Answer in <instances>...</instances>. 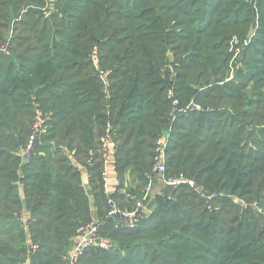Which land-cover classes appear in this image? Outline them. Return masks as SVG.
<instances>
[{"label": "trees", "instance_id": "1", "mask_svg": "<svg viewBox=\"0 0 264 264\" xmlns=\"http://www.w3.org/2000/svg\"><path fill=\"white\" fill-rule=\"evenodd\" d=\"M201 1L55 0L52 19L38 14L14 23L17 35L27 25L35 33L25 46L20 42L29 36L18 41L16 35L8 55L0 54V264H63L76 230L91 221L90 197L98 235L118 240L124 256L120 249L89 248L79 262L88 256L85 264H264V214L253 208L257 203L264 209V112L244 110L250 107L246 82L259 77L264 83V29L244 53L239 82L219 85L215 79L221 67L224 76L228 54L212 41L246 29L226 25V0H205L214 9L197 7ZM173 25L179 30L169 29ZM0 40V47L7 43ZM169 45L179 64L173 65L178 106L223 103L232 114L204 107L180 113L171 125L166 175L192 179L204 194L215 195L211 202L221 210L209 211L201 195L181 185L166 188L135 227H115L106 215L102 137L113 128L118 185L112 197L131 208L134 198L121 193L120 182L129 173L141 183L136 189L144 190L155 141L174 108L158 52ZM209 79L195 94L191 86ZM33 102L48 118L25 157L36 118ZM47 142L56 148L40 147ZM23 209L27 221L20 218Z\"/></svg>", "mask_w": 264, "mask_h": 264}, {"label": "rangeland", "instance_id": "2", "mask_svg": "<svg viewBox=\"0 0 264 264\" xmlns=\"http://www.w3.org/2000/svg\"><path fill=\"white\" fill-rule=\"evenodd\" d=\"M30 2V4L25 5V3ZM227 2V7H222L224 12L221 14H224L227 18L226 20V25L231 24L233 22H236L239 24L240 28H244L245 33L243 35H237V34H230L228 37H224L223 35H219L217 39H215L214 44L221 45V50L223 52H227V64L224 66L225 72L223 76V71L222 67L220 69L221 73L216 77L215 81L217 84L222 85L224 83H231V82H239L237 81L239 79V72H245V66H244V53L247 51V49L250 47L252 44L253 40L257 37L259 29L262 28L264 29V0H226ZM54 4L55 0H0V16H4L3 19H0V39L2 40H7V43L3 46L0 47V54L3 53L5 55H8L7 51V45L11 38H15L17 33L14 31V23L18 22L21 20V18H29V17H34L39 14L40 18L43 19H52L54 12ZM203 4L207 5V8L214 9L213 6L208 5L205 0H202L197 7L201 8ZM210 18V19H209ZM213 18V14L207 18V20H210ZM26 19V20H27ZM29 22L31 19H28ZM41 22H43L42 19H40ZM206 20V19H205ZM220 24L223 22V20L219 21ZM153 23H143L142 25L144 27L151 26ZM156 24L160 25V22H156ZM238 26V25H237ZM226 27V26H225ZM27 31L26 32H18V37L16 40L19 41L21 37H26L29 36L28 40H24L20 42V45L25 46L29 43L32 42L34 38V28H30L29 25H27ZM227 28V27H226ZM169 29H178L176 25H173L172 27H169ZM168 29V30H169ZM179 30V29H178ZM223 30V29H222ZM223 32V31H221ZM227 34L231 33V31L226 30L225 31ZM21 36V37H20ZM231 36V37H230ZM152 38L157 39L158 36L156 33H153ZM36 38V37H35ZM0 44H2L0 40ZM178 42L172 43V46H177ZM158 52L161 53L160 56V63H161V75L162 78L165 80L166 83H168V91H167V98L172 99V104L174 105L173 110L170 112V115L168 116L167 122L168 125L166 127V131H164L162 134H160L154 144L153 148V164H154V156L156 154V147H157V142L160 138H162L166 142V148L165 152L167 151L168 145H169V139L171 135V125L173 124L174 120L180 113H185L188 110H195V111H201L202 107L210 109L212 108L213 110L217 111L218 113H224L221 116L227 114L230 115L232 114V111L226 109L227 107L221 103L218 108H214L215 106L208 104L207 102L202 103V107L198 104H196L194 101H190L186 106L180 107L178 106L179 103L177 100H173L174 93H173V86L177 82V72L174 70L173 65H179L177 62H175V56L176 52L171 51V45L163 47V51L158 49ZM96 51L94 50L91 58L94 61V65L97 66V58L95 56ZM102 74V78L105 80L106 86L108 85L107 81V76L103 72L102 69L99 68L97 70ZM259 77H255V79H250L246 82V89L244 92V96L246 97L245 102H249L250 107L245 106L244 110L247 112H250L251 110H256L258 112H264V86L262 85L259 87V85L263 82H260ZM214 80V79H213ZM212 82V80L209 79V81H204L203 83L198 82L196 85H192L191 87L194 88L195 94L200 93L204 91L203 89L206 88V86ZM207 83V84H206ZM264 84V83H263ZM262 87V88H261ZM202 90V91H201ZM235 104V103H234ZM252 104H255L257 107L252 106ZM34 106V111L36 114L40 116V114L43 116L45 121L47 120L48 116H44L40 106L37 104V102H33ZM256 108V109H255ZM204 111V110H203ZM36 119V118H35ZM170 125V127H169ZM44 126V133H45V122L43 124ZM249 129L252 128L251 125L248 126ZM247 128V130H249ZM252 129L258 130V127H253ZM112 130V132H111ZM43 133V134H44ZM109 133L114 135V130L111 128L109 130ZM245 138V134L241 139V144L243 143V140ZM112 145L114 147V141L112 140ZM49 146L51 150H54L56 147L53 142H47V143H42L40 147H47ZM252 150H255L252 149ZM69 157L71 156V153L67 154ZM164 162L166 163V154H165V160ZM153 167V165H152ZM167 168H165V173L163 176H155L152 175V171L150 174H148L147 178V185L144 187V190L138 191L136 188L141 185L140 182L133 181L132 177L130 176L129 173L125 174L123 180L120 182L122 191L121 193H124L125 195H130L129 198L133 199L134 198V203L136 200L143 201L145 204L146 209H150L155 207V199L158 196L161 195H166V188L164 185L165 180H178L179 176L181 173H179L176 176H167L166 175ZM83 175L85 176L84 178L86 179V174L84 173L83 169ZM186 177V176H185ZM151 179V185L149 187ZM180 185H177L173 187V189L178 188ZM89 189V188H88ZM87 189V191H88ZM195 192L199 195H201L207 203V209L209 211L213 212H219L221 210L220 205L215 204L214 202L212 203V199L215 195L208 193L204 194L203 189L201 186H197L195 183V187L193 188ZM154 192V193H153ZM139 193V194H138ZM153 193V195H152ZM147 194V196H145ZM211 195H213L211 198H209ZM140 196V197H139ZM139 197V198H136ZM168 198V196H167ZM91 201V199H90ZM232 202L234 204H240L244 208L247 206L245 202L238 200L237 198H232ZM128 206V205H126ZM127 208V207H126ZM254 211L257 214H264V209L259 207L257 203L253 207ZM152 209V210H153ZM22 212L25 213L23 210ZM152 211H150L151 214ZM25 216V215H24ZM27 216V215H26ZM29 216V215H28ZM26 220V219H25ZM27 221V220H26ZM110 248L104 249L108 251H115L120 249L121 256H124V248L121 246L118 240L115 238H112V240L107 239ZM72 245V242H71ZM71 249V246L69 250ZM103 249V248H101ZM123 250V251H121ZM69 252V251H68ZM176 254V253H174ZM88 256L83 258L78 264H85V261L88 260L86 259ZM63 264H67V256L65 255V258L63 260Z\"/></svg>", "mask_w": 264, "mask_h": 264}, {"label": "built area", "instance_id": "3", "mask_svg": "<svg viewBox=\"0 0 264 264\" xmlns=\"http://www.w3.org/2000/svg\"><path fill=\"white\" fill-rule=\"evenodd\" d=\"M45 119L40 114H36L35 123L33 126V132L30 136L29 143L22 150L23 156H29L36 144V137L44 133ZM111 127H108L106 134L102 137V142L104 145L105 159L108 158L110 152V145H112V137L109 133ZM165 148L166 142L160 138L157 142L156 154L154 156V164L151 169L152 175L163 176L165 173L166 163L165 160ZM187 185L191 188L195 187V182L192 179L185 177L181 174L178 180H165L164 185L167 188H173L177 185ZM151 185V179L149 187ZM104 191L107 189L106 178H104L103 184ZM147 196V194L145 195ZM211 195L209 198H211ZM107 218H110L115 227H126L133 228L140 223L141 220L145 219L150 215V210L146 209L143 201L136 200L131 208H121L118 206L116 201L113 199L112 194L107 196ZM99 230V220L96 217H92L91 221L85 226L78 228L72 237V246L67 254V264H78L79 258L83 253L89 248H110V244L107 239L102 238L98 235Z\"/></svg>", "mask_w": 264, "mask_h": 264}, {"label": "crops", "instance_id": "4", "mask_svg": "<svg viewBox=\"0 0 264 264\" xmlns=\"http://www.w3.org/2000/svg\"><path fill=\"white\" fill-rule=\"evenodd\" d=\"M113 148H114L113 145H110L111 150L109 152V156L107 159H105V162H104V178H106V185H107V189L104 192L107 196L113 194L117 188V185H118V181H117V177H116V173H115V167H114ZM81 172H82L83 185L86 189H88L87 176L85 179L84 178L85 176L83 175V170ZM84 173L86 174L85 170H84ZM153 193H152V195H153ZM90 199H91V211L93 212L92 217H96L94 215L95 208L92 206L93 205V199L91 197H90ZM152 209L153 208H150L149 210L152 211ZM23 210L25 211V213L22 212ZM23 210L20 212V218L22 221H26L29 219L30 214L25 209H23ZM71 242H72V240H71Z\"/></svg>", "mask_w": 264, "mask_h": 264}]
</instances>
